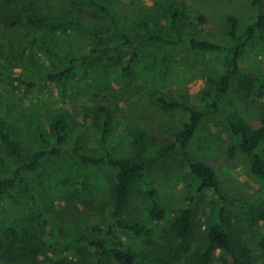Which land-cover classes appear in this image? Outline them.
I'll use <instances>...</instances> for the list:
<instances>
[{"label": "rangeland", "instance_id": "rangeland-1", "mask_svg": "<svg viewBox=\"0 0 264 264\" xmlns=\"http://www.w3.org/2000/svg\"><path fill=\"white\" fill-rule=\"evenodd\" d=\"M122 29L131 37L140 33L139 22L169 38L177 31L171 27L170 13L180 8L188 15H202L205 22L199 35L230 47L229 16L237 19V34L257 20L255 0H105ZM264 1V0H263ZM55 14L68 12L80 17L101 38L83 29L51 31L31 26L27 13ZM186 37L190 28L181 26ZM43 36L60 58L80 55L94 47H104L119 39L112 37L109 19L94 7H77L72 0H0V56L6 67H0V117L12 123L13 137L26 153L57 147L53 122L66 121L65 140L58 155L44 158L33 172H23L12 188V196H0V264H73L84 247L76 235L89 234V228L105 227L112 221L110 180L104 169L80 162V154L131 157L138 151L135 135L144 132L157 144L174 141L172 131L186 118L183 107L164 108L155 96L185 101L209 114L201 120L191 139L192 157L213 166L221 194L218 207L225 208V226L234 241L232 253L216 250L209 264H248L254 259L264 262V178L251 171V157L239 146L220 114L212 107L209 94L211 79L225 71L226 51L194 49L188 42L176 45L169 53L166 71L152 66L155 48L142 47L132 77L117 68L125 58L118 56L116 66L92 60L84 70L56 84L46 75L58 68L32 35ZM240 66L264 76V47L258 37L242 50ZM15 77L34 82L21 85ZM263 97L242 101L234 90L218 100L221 112H235L253 125L261 120ZM108 106L113 123L107 140L97 130L95 114ZM44 132L45 138L41 137ZM19 163L9 154L0 137V178L14 175ZM148 179L158 191L166 211L164 221L151 218L143 193L134 189L131 210L133 221H139L150 236L135 237L125 231L118 235L134 251L145 254L164 244L163 229L189 203L191 187L177 153L148 168ZM25 180V183L22 180ZM207 194V198H211ZM208 201L198 200L196 227L192 242L201 251L208 224L217 220V212ZM36 214L47 221L43 233L34 229ZM16 226L22 240L13 241L11 227ZM60 242V243H59ZM174 264H193L185 257Z\"/></svg>", "mask_w": 264, "mask_h": 264}, {"label": "trees", "instance_id": "trees-1", "mask_svg": "<svg viewBox=\"0 0 264 264\" xmlns=\"http://www.w3.org/2000/svg\"><path fill=\"white\" fill-rule=\"evenodd\" d=\"M77 7H94L104 14L110 21L112 37L119 39L104 47H94L80 55H69L60 58L52 49L49 42L40 35H32L33 42L58 63V68L49 72L48 80L56 84L64 83L70 76L78 74L92 60H101L108 66H116L118 56L124 61L117 65L118 70L125 77H132L135 71L139 50L142 47L155 48L152 66L159 72L166 71L167 58L170 51L178 44L188 42L194 49L204 51H226L225 71L216 79H211L213 85L212 107L220 114L236 144L232 146L234 152L236 146L251 157V171L256 176L264 178V76L244 70L240 66L242 50L250 40L258 37L264 47V1L255 0L258 7L257 20L250 24L242 34H237V19L229 16V35L234 39V44L224 47L219 43L212 42L199 35V28L205 22L202 15H188L180 8H173L170 13L171 27L177 31L175 38H169L155 31L146 21L139 22L140 33L136 37L128 35L119 24L110 5L105 0H72ZM27 24L51 31L67 29H83L96 38H101L98 33L89 27L80 17L64 12L55 14L27 13ZM189 26L190 30L186 37L182 36V24ZM6 67V62L0 56V67ZM15 79L24 86H36L34 82ZM230 90H234L240 100L246 101L263 97L261 107V120L258 125L245 120L235 112H221L218 100L223 98ZM155 101L164 108L183 107L186 118L180 127L172 128L174 141L164 145L157 144L153 137L144 132L135 135L138 151L135 155L127 158L115 157L110 153L102 156L80 154V162L104 169L110 180V193L112 197L111 216L112 221L105 227L94 226L89 228V234L76 235L75 241L84 247L83 253L73 264H174L177 261L190 257L193 264H209L216 252L222 250L232 253L234 241L225 226V208L218 207V200L224 199L221 194L220 181L215 168L203 161L192 157L189 146L191 139L204 117L209 114L208 110H200L185 101L169 100L163 95L157 94ZM97 130L102 140L106 141L113 123V113L108 106H100L95 114ZM54 137L57 147L52 149H40L26 153L20 143L13 137L12 123L6 118L0 117V137L4 140L10 155L18 160V167L13 176L0 178V196H12V188L17 178L23 172H33L41 161L51 155H58L64 143L66 121L57 117L54 122ZM40 135L44 138L43 131ZM177 153L185 172L186 181L191 187L189 203L169 224L163 229L164 244L154 246L150 252L139 254L134 251L118 235V231L135 236H150L151 229L139 221H133L129 205L134 189H139L147 203V210L151 218L164 221L166 211L158 198V191L148 179V168L153 164H159L162 159L169 157L172 151ZM22 182L25 183L23 179ZM210 193L211 198H207ZM198 200L208 201L217 212V220L208 224L204 236V246L199 252L193 248V234L196 227V211ZM47 221L41 214H36L34 229L37 233H43ZM13 241L22 240V234L18 227H11ZM60 243V242H59ZM248 264H260L252 259ZM264 264V262H263Z\"/></svg>", "mask_w": 264, "mask_h": 264}]
</instances>
